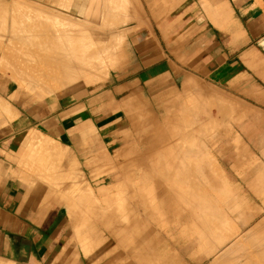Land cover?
I'll return each instance as SVG.
<instances>
[{
    "label": "crops",
    "instance_id": "crops-1",
    "mask_svg": "<svg viewBox=\"0 0 264 264\" xmlns=\"http://www.w3.org/2000/svg\"><path fill=\"white\" fill-rule=\"evenodd\" d=\"M146 7L139 66L101 94L40 103L0 75V264H264V0Z\"/></svg>",
    "mask_w": 264,
    "mask_h": 264
},
{
    "label": "bare ground",
    "instance_id": "bare-ground-1",
    "mask_svg": "<svg viewBox=\"0 0 264 264\" xmlns=\"http://www.w3.org/2000/svg\"><path fill=\"white\" fill-rule=\"evenodd\" d=\"M71 1L64 0L62 7L59 9L27 0H23V2H20V0L19 2L10 1L11 5L5 12H1L0 9V16L2 17L0 22V34H2V38H0V55L2 56H0V68L4 70V73L7 69L11 72V79L14 84L20 83L23 86L43 90L55 96L75 89L81 84H98L108 77L113 68H119L122 65L123 61L121 60L124 53L121 41L124 39L121 37L123 34L120 35L122 33L121 28L119 29L120 33L116 31L118 28L115 30L109 28L108 33L110 34V30H113L111 33L117 32L116 35L106 34L105 28L120 25V23L122 24L130 19H136L141 8L135 6L138 8V12L133 13L130 10V15L126 8L121 9L122 12L124 10L123 13L119 12L124 2L125 5L131 3L128 0H126L128 3L125 0L112 4L108 2L107 5H110L108 7L105 5L107 2L103 3V0H88L89 5L86 7L88 2L86 0L82 5L80 15L76 17L94 18L98 24L101 23L100 28H96L98 26L94 27L95 25L91 28L88 26L89 24H79L73 17L74 20L69 16L71 15L69 13ZM124 13L125 17L123 16ZM126 15L129 17H126ZM76 20L78 19L76 18ZM90 26L92 25L90 24ZM174 136H180V134ZM167 140L168 138H165L158 146L159 153L162 152L164 158H170L176 152H179V154L176 156V161L168 162L164 160L162 166L173 173H178L182 166L181 145L172 144ZM34 142L33 139L32 144ZM156 142L159 143L160 140L155 141L152 147H157L158 143L156 144ZM32 144H30L31 147H33ZM150 146V143L147 144L146 155L138 153V159H135L138 164L146 169H150L152 166L157 167L155 159L150 158L149 153L152 150ZM48 150H46V153ZM61 154L64 156L63 153ZM113 180H117L116 175L111 176V182ZM89 188L91 187H88L87 190L91 191ZM85 191L82 192L83 196L86 199H88V196L90 198L91 193L86 194ZM101 191L104 193L103 190ZM106 194L107 192H105ZM111 195L109 197L106 195L105 199L107 197L114 199ZM178 195L183 197L182 193H178ZM118 198L127 200L123 192L120 193ZM96 202L94 205H96ZM92 203H94L93 199Z\"/></svg>",
    "mask_w": 264,
    "mask_h": 264
},
{
    "label": "rangeland",
    "instance_id": "rangeland-1",
    "mask_svg": "<svg viewBox=\"0 0 264 264\" xmlns=\"http://www.w3.org/2000/svg\"><path fill=\"white\" fill-rule=\"evenodd\" d=\"M19 2V0H0V9L2 10H0L1 12H5L9 7H10V5H11V2ZM105 1V2H104ZM124 1V0H123ZM126 1V0H125ZM134 1V2H133ZM133 1H131V0H128V2L130 3V4H126L125 5V2H124V7L122 6V7H120V13L122 12V10L121 9H123V8H126V9H128L127 10V12L129 13L130 12V10H131V12L133 11V13H137L138 12V8H136L135 6H137V7H140L139 9V11H140V13H141V15L139 14V16L136 18V19H130V20H127V21H125L124 23H120V25H118L117 24V26H115V25H113V26H109L108 28H105L106 30L105 31H107L106 32V34H108V35H110V34H114V35H116L117 34V32L118 33H120L119 31L121 30L122 31V33L120 34V35H122L123 34V36H121L124 40L123 41H121L122 43V47H123V53H124V56H123V59L121 60V61H123V63H122V65L119 67V68H117V67H115V68H113L112 70H111V72H110V74L108 75V77L105 79V80H103L102 82H100V83H98V84H81L80 86H78V87H76L75 89H84V90H88L89 91V93H91V94H101L102 93V90L104 89V88H106L108 85H110L111 83H113V82H109V78L110 79H112V80H114V82L116 83V82H119V80L121 81L122 80V78H123V76H124V74L125 73H130V72H132L130 69H131V67H138L139 66V64H134V63H132L131 61L133 60V59H136L137 57V55H138V47L136 46V44H137V41H134V40H132V38L134 37V35H135V29L137 28V26H139L140 24H142V23H150L151 22V20L152 19H154L153 17H150L149 16V14H148V9H147V4H149V1L150 0H133ZM155 1V6L156 7H158V10L160 11H162V10H164L165 9V7H166V1L167 0H154ZM20 2H23V0L21 1L20 0ZM107 2V3H106ZM108 2H111V3H109V4H112V3H117V2H120V0H117V1H115V0H108V1H106V0H103V3H106L105 5H107L108 4ZM127 1H126V3H128ZM135 2H137L136 4H135ZM135 4V5H134ZM139 5V6H138ZM108 6H110V5H107V7ZM130 6V7H129ZM131 7H134L133 9H130ZM43 9H45V7H43ZM109 9V8H108ZM125 9V10H126ZM49 10V9H48ZM109 11V10H108ZM115 11V10H114ZM118 11V10H117ZM123 12H124V10H123ZM122 12V13H123ZM126 11H125V13H127ZM130 12V13H131ZM125 13H124V17H125ZM127 13V15H129ZM126 15V17H129V16H127ZM131 15V14H130ZM10 16V15H9ZM71 18L73 17L74 19H75V21L77 22V23H87V24H89L88 26L89 27H93V25H95L94 27H96V26H98V27H96V28H100V26H101V23L100 24H98V22H97V20L95 19L94 20V18H88V19H85V18H79V17H76V16H71V15H69ZM131 17V16H130ZM2 17L0 16V22L2 21V19H1ZM72 18V19H73ZM76 18L78 19V20H76ZM162 18H164V16H158V22L159 23H161V19ZM10 19V18H9ZM73 19V20H74ZM80 20V22H78ZM89 20V21H88ZM92 22H94V23H92ZM153 22L155 23V21L153 20ZM86 24V25H87ZM90 24L92 25V26H90ZM97 24V25H96ZM116 27V28H115ZM109 28L110 29H113V30H115V29H117L116 31L117 32H112L111 33V31H113V30H110V34L108 33L109 32ZM121 28V29H120ZM120 29V30H119ZM0 31H1V28H0ZM1 33V32H0ZM1 36H0V38H2V34H0ZM8 37V36H7ZM6 37V38H7ZM3 38H4V36H3ZM2 40V39H1ZM1 52H3V51H1ZM1 54V53H0ZM1 56V55H0ZM2 57V56H1ZM1 59V58H0ZM138 59V58H137ZM1 63V62H0ZM162 68L164 69V65L162 66ZM6 73H4V70H2V68H0V75H2V77L4 78V79H7V80H9V81H11L12 82V75H11V72L7 69L6 71H5ZM9 73V74H8ZM8 75V77H7V75ZM133 74V73H132ZM10 75V76H9ZM120 76H121V78H120ZM14 83V82H13ZM15 86L18 88V89H22L24 92H28V93H30L31 94V98L32 99H34L35 101H40V103L44 100L43 98H45V100H46V102H54V101H57V99H58V97H59V95H52V94H49V93H47V92H45V91H41V90H38V89H34L33 87H28V86H23L22 84H20V83H18L17 85L15 84ZM74 88L72 89V90H70V92L71 91H73V90H75ZM163 91H161V92H159V93H162ZM179 93H180V91H179ZM63 94V93H62ZM61 95V94H60ZM122 97H123V99L125 98L123 95H122ZM121 97V98H122ZM165 113L164 112H161V115H164ZM120 115H122L123 117L125 116V113L124 112H121L120 113ZM122 117V118H123ZM124 126H127L126 124H125V122H124ZM107 171V170H106ZM105 176H106V173H104V172H102V173H100L99 172V174H97V175H94V176H92L91 178H92V182L95 184V185H98V184H100V183H102L103 182V179L105 178ZM108 184V183H107ZM106 184V185H107ZM129 213V212H128Z\"/></svg>",
    "mask_w": 264,
    "mask_h": 264
}]
</instances>
